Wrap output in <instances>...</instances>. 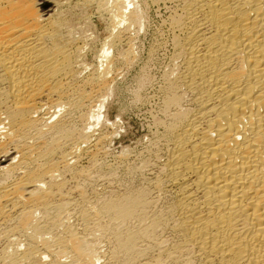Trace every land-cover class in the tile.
I'll return each mask as SVG.
<instances>
[{
	"label": "bare ground",
	"instance_id": "1",
	"mask_svg": "<svg viewBox=\"0 0 264 264\" xmlns=\"http://www.w3.org/2000/svg\"><path fill=\"white\" fill-rule=\"evenodd\" d=\"M44 1L0 0V264H264V0H152L166 63L146 81L145 187L103 195L111 52L89 71ZM115 1L119 42L142 15Z\"/></svg>",
	"mask_w": 264,
	"mask_h": 264
},
{
	"label": "rangeland",
	"instance_id": "2",
	"mask_svg": "<svg viewBox=\"0 0 264 264\" xmlns=\"http://www.w3.org/2000/svg\"><path fill=\"white\" fill-rule=\"evenodd\" d=\"M55 1L61 7L63 20L68 24V31L79 41L80 46H85L83 62L88 70L99 68L101 70L105 67L101 66L106 65L102 58L105 48L108 53L111 52L108 60L114 63L109 75L110 87L102 109L103 118L99 125L92 126L95 133L109 136L110 139L105 144L107 155L100 157L95 164L96 167L90 166L91 170L95 167V171H92L97 178L93 175L95 180H92L89 190L103 195L106 192L104 183L107 180L122 193L142 189L145 187V180L138 168L148 160L149 150L154 142L153 128L150 130V127L153 126L156 110L154 102V104L144 103L143 100L153 95L150 79L158 80L162 73L160 71H163L166 63L164 53L154 50L159 41L157 28L160 18L152 9V0H128L131 2L130 7H135H131L133 10L140 11L142 22L137 25L138 27L128 29L129 31L119 42H113V36L119 30L123 32L126 26L122 25L116 30L117 32L114 31V23L109 11L115 8L117 3L115 0ZM44 4L45 1L41 0L40 5L44 6ZM85 73L83 72V75ZM147 79L150 81L146 82ZM83 163L87 165L86 159ZM106 248L103 245V249Z\"/></svg>",
	"mask_w": 264,
	"mask_h": 264
}]
</instances>
